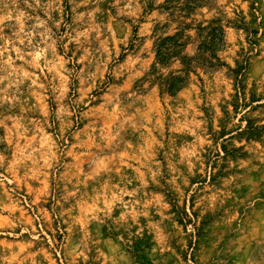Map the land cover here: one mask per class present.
I'll list each match as a JSON object with an SVG mask.
<instances>
[{
	"label": "rangeland",
	"instance_id": "1",
	"mask_svg": "<svg viewBox=\"0 0 264 264\" xmlns=\"http://www.w3.org/2000/svg\"><path fill=\"white\" fill-rule=\"evenodd\" d=\"M0 264H264V0H0Z\"/></svg>",
	"mask_w": 264,
	"mask_h": 264
},
{
	"label": "trees",
	"instance_id": "2",
	"mask_svg": "<svg viewBox=\"0 0 264 264\" xmlns=\"http://www.w3.org/2000/svg\"><path fill=\"white\" fill-rule=\"evenodd\" d=\"M182 82V80H181V78H174V79H172V89L173 90H179L180 89V87H181V85H180V83Z\"/></svg>",
	"mask_w": 264,
	"mask_h": 264
}]
</instances>
